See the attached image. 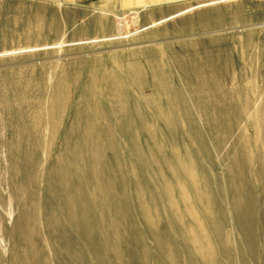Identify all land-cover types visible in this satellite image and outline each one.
<instances>
[{
	"label": "rangeland",
	"instance_id": "1",
	"mask_svg": "<svg viewBox=\"0 0 264 264\" xmlns=\"http://www.w3.org/2000/svg\"><path fill=\"white\" fill-rule=\"evenodd\" d=\"M0 53V264H264V0H0Z\"/></svg>",
	"mask_w": 264,
	"mask_h": 264
},
{
	"label": "crops",
	"instance_id": "2",
	"mask_svg": "<svg viewBox=\"0 0 264 264\" xmlns=\"http://www.w3.org/2000/svg\"><path fill=\"white\" fill-rule=\"evenodd\" d=\"M59 1L63 2L64 4L77 5L92 0H59ZM111 1H113L115 4H119L121 9L129 10L136 7L170 4L172 2H177L180 0H111Z\"/></svg>",
	"mask_w": 264,
	"mask_h": 264
},
{
	"label": "bare ground",
	"instance_id": "3",
	"mask_svg": "<svg viewBox=\"0 0 264 264\" xmlns=\"http://www.w3.org/2000/svg\"><path fill=\"white\" fill-rule=\"evenodd\" d=\"M119 86V84L117 85V87ZM119 99V103H120V106H121V109H123V102H122V99H121V97H119L118 98ZM63 98L62 97H54L53 98V105H52V109L54 110V111H59V110H61V108H62V105H63ZM162 114H164V112L162 113ZM96 123V122H95ZM95 123H90L89 125H90V128L91 127H93L94 126V124ZM92 129V128H91ZM184 164V166H185V170L187 171V173L189 174V176L191 177V179H193L194 181H196L197 182V177H196V174H195V172H194V166L193 165H191L192 164V162H190V161H188V162H184L183 163ZM207 210H208V212H210L211 211V207H210V205H207ZM148 214V213H147ZM149 216V215H148ZM153 221V220H152ZM210 252V250L209 249H207L205 252H204V257H205V260H206V263L207 264H214V260H213V258H212V255L209 253ZM172 259V258H171ZM173 260V259H172Z\"/></svg>",
	"mask_w": 264,
	"mask_h": 264
},
{
	"label": "water",
	"instance_id": "4",
	"mask_svg": "<svg viewBox=\"0 0 264 264\" xmlns=\"http://www.w3.org/2000/svg\"><path fill=\"white\" fill-rule=\"evenodd\" d=\"M29 51V50H28ZM24 52H27V50L25 51H21V52H17V53H24ZM16 54V53H15ZM5 55H11V54H4V53H0V56H5Z\"/></svg>",
	"mask_w": 264,
	"mask_h": 264
}]
</instances>
